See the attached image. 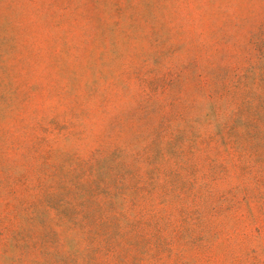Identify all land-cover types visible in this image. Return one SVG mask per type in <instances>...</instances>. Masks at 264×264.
<instances>
[{
    "label": "rangeland",
    "instance_id": "obj_1",
    "mask_svg": "<svg viewBox=\"0 0 264 264\" xmlns=\"http://www.w3.org/2000/svg\"><path fill=\"white\" fill-rule=\"evenodd\" d=\"M0 264H264V0H0Z\"/></svg>",
    "mask_w": 264,
    "mask_h": 264
}]
</instances>
